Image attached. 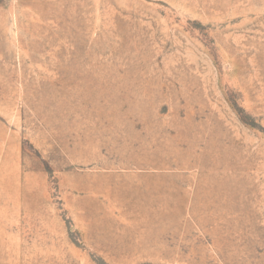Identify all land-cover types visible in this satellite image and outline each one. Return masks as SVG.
<instances>
[{
	"label": "rangeland",
	"instance_id": "rangeland-1",
	"mask_svg": "<svg viewBox=\"0 0 264 264\" xmlns=\"http://www.w3.org/2000/svg\"><path fill=\"white\" fill-rule=\"evenodd\" d=\"M0 264H264V0H0Z\"/></svg>",
	"mask_w": 264,
	"mask_h": 264
}]
</instances>
